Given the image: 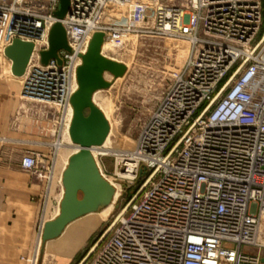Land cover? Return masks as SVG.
I'll list each match as a JSON object with an SVG mask.
<instances>
[{
	"label": "built area",
	"instance_id": "obj_1",
	"mask_svg": "<svg viewBox=\"0 0 264 264\" xmlns=\"http://www.w3.org/2000/svg\"><path fill=\"white\" fill-rule=\"evenodd\" d=\"M59 2L0 0L1 54L16 40L34 47L22 98L55 109L47 154L21 160L22 171L45 183L38 235L60 213L64 191L50 206L57 144L70 136L81 57L95 33L105 45L114 31L113 0H70L61 21L69 50L43 65ZM130 31L182 41L188 53L133 147L112 154L115 181L137 193L80 264H262L264 0L164 3L150 27Z\"/></svg>",
	"mask_w": 264,
	"mask_h": 264
},
{
	"label": "rangeland",
	"instance_id": "obj_2",
	"mask_svg": "<svg viewBox=\"0 0 264 264\" xmlns=\"http://www.w3.org/2000/svg\"><path fill=\"white\" fill-rule=\"evenodd\" d=\"M185 2L186 0H113L109 11L111 22L108 23L114 31L103 54L125 64L127 73L115 81L112 76L106 75L108 81H113L111 88L97 92L94 96L95 104L107 113L108 121L112 124L110 127L114 126L111 128L109 144L96 150L94 158L105 178L119 185L120 196L113 204L110 214L90 227L81 229L74 226L76 222L87 219V216L69 225L60 238L47 244L44 256L41 258V254L40 257L38 255L37 264L38 259L39 264H80L137 193V188H125L119 181H115L116 159L108 154H111L112 150H127L133 147L162 94L181 71L188 48L182 41L159 38L142 32L133 33L130 30L137 28L140 31L150 27L154 12L160 4L181 5ZM124 29L126 30L122 31ZM112 41L114 44L111 45ZM0 68L9 76L12 75V72H9L11 62L1 52ZM22 84L23 80L18 79L20 89ZM64 143V151L58 156V171L53 183L50 206L56 205L54 198H60L62 186L58 182L59 176L64 162L74 153L73 146L67 141ZM38 238L37 233L33 258L29 264L35 263ZM245 249L249 253H256V249ZM260 253L264 258V247Z\"/></svg>",
	"mask_w": 264,
	"mask_h": 264
},
{
	"label": "water",
	"instance_id": "obj_3",
	"mask_svg": "<svg viewBox=\"0 0 264 264\" xmlns=\"http://www.w3.org/2000/svg\"><path fill=\"white\" fill-rule=\"evenodd\" d=\"M69 7L70 0H60L56 12L59 21L50 32V49L41 53L43 65L53 58L57 59L60 50H69L66 31L61 23L68 14ZM104 42V33L94 34L77 70L78 88L71 98L73 117L69 134L72 143L79 149L69 158L62 175L64 194L60 213L44 225L41 258L44 256L46 243L60 238L71 223L97 213L114 202L116 190L102 176L93 156L94 148L102 147L111 131L104 112L94 102V96L97 92L111 88L113 81H108L106 75L112 76L114 81L121 79L127 73V66L103 54ZM33 48L32 43L16 40L5 50L6 58L11 61L13 76L21 78L25 74ZM217 99L218 97L215 101ZM214 102L208 105L200 118L208 112ZM143 174L142 168L140 176Z\"/></svg>",
	"mask_w": 264,
	"mask_h": 264
},
{
	"label": "crops",
	"instance_id": "obj_4",
	"mask_svg": "<svg viewBox=\"0 0 264 264\" xmlns=\"http://www.w3.org/2000/svg\"><path fill=\"white\" fill-rule=\"evenodd\" d=\"M54 115L52 107L24 100L18 78L0 68V264L32 261L45 183L22 171L21 160L47 153Z\"/></svg>",
	"mask_w": 264,
	"mask_h": 264
},
{
	"label": "bare ground",
	"instance_id": "obj_5",
	"mask_svg": "<svg viewBox=\"0 0 264 264\" xmlns=\"http://www.w3.org/2000/svg\"><path fill=\"white\" fill-rule=\"evenodd\" d=\"M112 44H114V41H112L111 42V45ZM115 46V45H114ZM105 47H106V44L104 45V47H103V50L105 49ZM11 62V61H10ZM12 72V71H11ZM18 79H23V78H18ZM95 102V101H94ZM101 109V108H100ZM102 110V109H101ZM103 111V110H102ZM104 112V114H105V116H106V118L108 119V115H107V113H105V111H103ZM116 123V122H115ZM112 125V124H111ZM110 125V126H111ZM112 127H114V126H112ZM111 127V128H112ZM113 130V129H112ZM111 133H112V131L110 132V135H111ZM110 135H109V137H108V139L106 140V143L103 145L104 147H107V145L109 144V142H110ZM65 141H67V143H69V145H72L73 143H72V141H71V138H70V136L68 137H66V138H64V140L62 141V142H60L59 144H57V148H58V153H59V155L58 156H60V152H62V151H64V148H65ZM51 141H49V143H50ZM69 147V146H68ZM73 148H74V153H76L77 151H78V149H79V147L78 146H73ZM72 149V148H71ZM96 150H98V148H94V150H93V154H94V156H95V153H96ZM73 153V154H74ZM110 153L111 154H108V155H112L113 153H117V151L116 150H112V151H110ZM73 154H71L70 156H69V158L73 155ZM69 158L64 162V164L66 165V167H67V164H68V160H69ZM57 162H58V160H57ZM64 165V166H65ZM58 182H60L61 183V185H62V174H60V176H59V181ZM111 183V185L115 188V190H116V193H115V197H114V202L109 206V207H107V208H105V209H102V210H100V211H98L97 213H93V214H89V215H87V219H85V220H82V221H78V222H76L75 223V225L74 226H76V227H78V228H81V229H86V228H88V227H90L92 224H95V223H97L98 221H100V220H102V218L103 217H106V216H108L109 214H110V212L112 211V209H113V204L115 203V201L118 199V197L120 196V187H119V185H117V184H114L113 182H110ZM62 188H63V186H62ZM62 191H63V189H62ZM89 216V217H88ZM79 220V219H78ZM77 221V220H76ZM48 222V221H47ZM46 222V223H47ZM45 223V224H46ZM74 223V222H73ZM72 224V223H71ZM70 224V225H71ZM73 227V226H72ZM71 227V228H72ZM70 228V229H71ZM44 229V228H43ZM67 229V228H66ZM65 229V230H66ZM65 232V231H64ZM42 233H43V230H42V232H41V234L40 235H38L39 236V238H38V241H37V250H36V259H35V263L34 264H37V258H38V255H39V257H40V254H41V247H42ZM63 235V234H62ZM54 241V240H53ZM52 241H50V242H47L46 243V246H47V244L48 243H51ZM258 243L260 244V245H263L264 246V215H263V218H262V222H261V225H260V232H259V236H258ZM52 245L53 244H51L50 246L52 247ZM45 249H46V247H45ZM45 253V252H44ZM38 264H39V259H38Z\"/></svg>",
	"mask_w": 264,
	"mask_h": 264
}]
</instances>
